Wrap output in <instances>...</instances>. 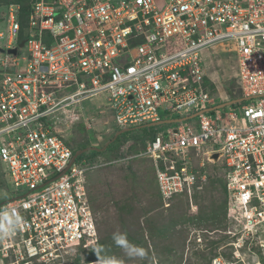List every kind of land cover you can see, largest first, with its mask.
Segmentation results:
<instances>
[{
    "label": "built area",
    "instance_id": "built-area-1",
    "mask_svg": "<svg viewBox=\"0 0 264 264\" xmlns=\"http://www.w3.org/2000/svg\"><path fill=\"white\" fill-rule=\"evenodd\" d=\"M3 18L0 169L13 194L0 203L2 264L96 243L85 176L107 162L72 161L67 135L78 119L97 131L80 103L100 94L118 128L160 110L184 118L123 159H152L164 196H191L205 179L198 167L221 163L239 228L231 255L210 264H264V0H30L24 27L18 4ZM219 43L235 54L247 99L217 111L204 52Z\"/></svg>",
    "mask_w": 264,
    "mask_h": 264
},
{
    "label": "rangeland",
    "instance_id": "rangeland-1",
    "mask_svg": "<svg viewBox=\"0 0 264 264\" xmlns=\"http://www.w3.org/2000/svg\"><path fill=\"white\" fill-rule=\"evenodd\" d=\"M3 3L0 1V29L5 27L3 15L6 5ZM0 44H5V40H0ZM204 53L206 75H209L208 82L213 86L211 93L219 100H228L232 93L238 94L235 54L230 50L226 51L220 43ZM216 104L220 102L216 100L212 107ZM223 108L230 109L232 106L226 105ZM99 110H105L104 114H98ZM80 112L84 117H88V122L97 130L88 131L87 139L92 147L105 144L118 128L104 94L82 101ZM159 113L161 119L173 117L172 114L168 115L162 110ZM103 119H106L107 123L103 124ZM84 130V122L79 119L73 121L72 129L67 135L70 147L75 148L81 144L85 139ZM134 142L136 149L144 148L141 144L142 140ZM125 151L128 150L124 147L123 152ZM136 153L138 152L130 150V155ZM115 157L112 153H105L99 155L97 159L103 162L115 160ZM135 158L139 159L129 163L128 160L121 159L105 164L85 176L86 190L91 198L90 206L97 231L96 243L87 248L78 246L75 251L63 255L62 258L53 260V256H48V260L44 262L32 259V264H210L214 257H224L223 251L219 248L210 260L199 258L200 255L209 252V249L203 250L208 238L218 240L224 232L233 237L232 241L236 239L231 233L239 228V224L227 216L228 197L226 196L224 202L219 192L220 188L216 185L206 186L207 189L204 194L197 197V201H194L192 193L191 196L180 195L170 198L171 195L164 196L159 191V197L150 162L143 159L145 157ZM204 164L207 168L211 165L206 161ZM128 170L134 176L129 175ZM203 183L204 181L196 183L197 188ZM7 186L9 185L4 172L0 169V201L11 193ZM9 188L11 189L12 186L10 185ZM124 204H132L136 212L131 211V216L125 215L121 211L124 209L120 208ZM151 204L158 205L154 207V212L146 209ZM168 204H171V207L167 208ZM140 210L146 211L143 213ZM137 213L142 214L136 216ZM189 218L194 221L190 222ZM103 236H109L111 244L113 243L117 248V253L116 251L113 253V259L102 258V260L86 262L87 253L97 252ZM230 249L232 246L227 250L229 256Z\"/></svg>",
    "mask_w": 264,
    "mask_h": 264
},
{
    "label": "trees",
    "instance_id": "trees-1",
    "mask_svg": "<svg viewBox=\"0 0 264 264\" xmlns=\"http://www.w3.org/2000/svg\"><path fill=\"white\" fill-rule=\"evenodd\" d=\"M0 1L4 2L3 4H5V5L13 4V3H16V4L19 5V12L21 14V20L20 21H21L22 26L24 27L26 25V22H27V15H28V12H29L30 0H0ZM207 83H208V86H209V90L211 92L213 86L211 85V83H209V82H207ZM239 97H241L240 94L232 93L231 96H230V99L239 98ZM171 125H172L171 123H163V124L152 125V126H141L140 125V126L131 127L130 129H128L126 131L120 132L115 137L112 135L114 137V139L111 140L109 142V144L103 150H91L90 149L88 151H85V152L79 154L77 156L76 160L77 161L85 160L86 162H91V163L102 162L101 160L97 159V157H99V155L105 154V153H112L113 156H116L115 160L103 161L104 163L107 162L106 164H108V163H111V162L121 161L122 158H124L127 155H130V150L135 151V152H139L140 150H143L145 148L146 143L149 140L153 139L158 134L164 133L166 131V129L169 128ZM118 130H119V128H116L114 133L116 131H118ZM87 135H88V131L84 130L85 139H83V141H81V144L77 145L75 148L71 147L72 150H73V153L76 150H78V149L91 146L88 143ZM130 136H131V139H129ZM132 137L134 139H132ZM132 140H134V141L135 140H142L141 144H142V147H144V148L139 149V150L136 149L135 142L132 141ZM82 142H84V143L82 144ZM68 145H69V143H68ZM101 146L102 145H100L98 147H101ZM124 147L128 151L123 152V148ZM199 158H200V156L197 155L196 156L197 161L195 162V164L198 162ZM129 159H131V158H129ZM129 159H127L128 163L130 161H132V160H136V159H139V158H134V159H131V160H129ZM143 159H145L146 161L150 162V167L152 168V171L154 172L153 176L155 177V180H156V183H157L155 167H154L152 159H150V158H143ZM122 161H125V160H122ZM199 172L201 174L205 173L206 176H205L204 183L202 184V186L200 188H197V184H195V186H193L192 196H193L194 201H197V197L198 196L204 194V191L207 189L206 186L216 185L217 187L220 188L219 192L222 194V196L224 198L223 201L225 202V199H226V188H225V186H226L225 185L226 184V170H225L224 166L221 163H219V164L211 163V165H209L208 168H207L205 166V164H204V166L199 169ZM127 173L129 175H132V172H130L129 170H128ZM132 176H134V174ZM126 179H127V177H126ZM156 188L158 189L157 190V192H158L157 196L160 197L158 183L156 185ZM213 189L215 190V188H213ZM87 195H88V192H87ZM180 195L181 196L182 195L185 196L186 194L185 193H182V194L178 193V194H174L170 198H174V197H177V196H180ZM88 200H89V202L91 204V201H90L91 198H90L89 195H88ZM156 206H158V205L151 204V206H148L146 209L147 210L150 209V210H152L154 212L155 211L154 207H156ZM166 207L167 208L171 207V204H168ZM120 208L124 209V210H121V209L120 210L125 215H128V216H131V211L136 212V210L133 208L132 204H124ZM145 211L146 210H144V212ZM140 212H143V210H140ZM222 213H223V211H222ZM141 214L137 213L136 216H139ZM189 221L191 222V221H194V220L189 218ZM221 234L223 236L222 237L219 236L220 239H218V240H210L211 237L207 239L206 243L203 246V250L209 249L208 250L209 252L207 254H205V255L204 254L200 255L199 258H202V259H205V260L208 261V260H210L211 256L215 255L216 251L219 250V248H221V251H223L224 257L228 258L229 255L227 254V252H228L227 250H229V248H230V245L228 243H230L232 241L233 237L230 236L229 234L224 233V232L221 233ZM208 235H212V233H208ZM116 249L117 248H115L113 246V243L111 244V240H109V236H103L102 240H100V244H99V247L97 249V252L94 253V254L93 253H91V254L87 253L86 262L102 260V258L104 260L106 258L113 259L112 258L113 253L115 251L117 253ZM107 260H109V259H107Z\"/></svg>",
    "mask_w": 264,
    "mask_h": 264
},
{
    "label": "water",
    "instance_id": "water-1",
    "mask_svg": "<svg viewBox=\"0 0 264 264\" xmlns=\"http://www.w3.org/2000/svg\"><path fill=\"white\" fill-rule=\"evenodd\" d=\"M24 41L22 40L21 42H19L18 44V47H21L23 45ZM17 48H12V49H8L6 50L7 53H11V54H16V50ZM0 52H3V49L0 48ZM246 100L247 98H237V99H231V100H228V101H225V102H222L220 104H217L216 106H214L213 108H222L223 106L225 107L226 105H232L238 101H241V100ZM191 116H194V115H191ZM184 118H176V119H162V120H159V121H155V122H150V123H146L142 126H152V125H158V124H162V123H173V122H176V121H180ZM129 128H123V129H120L118 130L115 134H114V137L116 135H118L120 132H123L125 130H128ZM114 137L111 139L113 140ZM109 140L108 142H106L102 147H85V148H81V149H78L74 154H73V157H72V161L81 153L85 152V151H88V150H103L107 145L108 143L111 141ZM213 158V161H216L217 160V157H218V154L216 152L212 153L211 155Z\"/></svg>",
    "mask_w": 264,
    "mask_h": 264
},
{
    "label": "clouds",
    "instance_id": "clouds-1",
    "mask_svg": "<svg viewBox=\"0 0 264 264\" xmlns=\"http://www.w3.org/2000/svg\"><path fill=\"white\" fill-rule=\"evenodd\" d=\"M13 4H16V3H13ZM6 7H7V5H6ZM29 8H30V7H29ZM239 98H241V97H239ZM232 99H237V98H232ZM228 100H231V99H228ZM228 100H222V101H220V103L225 102V101H228ZM234 104H235V103H234ZM234 104H232V105H234ZM216 105H217V104H216ZM216 105H215V106H216ZM232 105H229V106H232ZM222 108H223V107H222ZM216 109H217V108H216ZM167 114L170 115V113H167ZM176 118H177V117H175V116L173 115L172 118H168V119H176ZM166 119H167V118H166ZM159 120H162L161 117H160ZM159 120H158V121H159ZM176 122H177V121H176ZM176 122H173V123L171 122V124L173 125V124L176 123ZM149 123H150V122H149ZM162 124H163V123H162ZM141 126H142V125H141ZM130 128H131V127H129V129H130ZM120 129H123V128H119V130H120ZM125 131H126V130H125ZM116 132H117V131H116ZM116 132H115V133H116ZM115 133H114V134H115ZM114 134H113V136H114ZM113 136H112L109 140H111V139L113 138ZM109 140H108V141H109ZM108 141H107V142H108ZM108 144H109V143H108ZM103 145H104V144H103ZM103 145H102V146H103ZM102 146H101V147H102ZM76 151H77V150H76ZM76 151H75V152H76ZM75 152H74V153H75ZM125 157H126V156H125ZM76 158H77V157H76ZM146 158H147V157H146ZM122 159H123V158H122ZM127 159H129V158H127ZM127 159H126V160H127ZM206 162H207V161H206ZM153 164H154V163H153ZM201 167H203V166H201ZM201 167H198V168L200 169ZM200 174H201V173H200ZM202 174L205 175V173H202ZM204 180H205V179H204ZM198 182L200 183V182H202V181H198ZM157 183H158V182H157ZM7 188L9 189V191H10L11 193H9V195H8V197H7L6 199L1 200L0 203L5 202V201H7V200H10L11 197H12V194H13V192L11 191L12 189L10 190L9 186H7ZM158 188H159V187H158ZM225 188H226V186H225ZM183 193H184V192H183ZM191 193H192V192H191ZM176 194H178V193H176ZM179 194H182V193H179ZM185 194H186V193H185ZM173 195H174V194H173ZM186 195H187V194H186ZM226 196H227V190H226ZM93 216H94V215H93ZM96 232H97V231H96ZM3 259H4V263H3V264H7V263L10 261L8 257H5V258H3ZM16 264H18V263H16Z\"/></svg>",
    "mask_w": 264,
    "mask_h": 264
},
{
    "label": "bare ground",
    "instance_id": "bare-ground-1",
    "mask_svg": "<svg viewBox=\"0 0 264 264\" xmlns=\"http://www.w3.org/2000/svg\"><path fill=\"white\" fill-rule=\"evenodd\" d=\"M204 166V165H203Z\"/></svg>",
    "mask_w": 264,
    "mask_h": 264
}]
</instances>
